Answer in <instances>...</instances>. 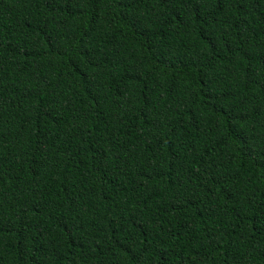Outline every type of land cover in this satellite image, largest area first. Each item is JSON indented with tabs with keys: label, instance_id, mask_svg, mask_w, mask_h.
Instances as JSON below:
<instances>
[{
	"label": "trees",
	"instance_id": "trees-1",
	"mask_svg": "<svg viewBox=\"0 0 264 264\" xmlns=\"http://www.w3.org/2000/svg\"><path fill=\"white\" fill-rule=\"evenodd\" d=\"M0 264H264V0H0Z\"/></svg>",
	"mask_w": 264,
	"mask_h": 264
}]
</instances>
